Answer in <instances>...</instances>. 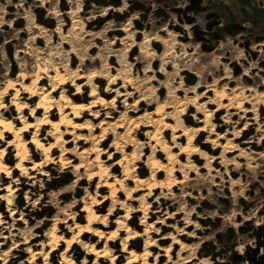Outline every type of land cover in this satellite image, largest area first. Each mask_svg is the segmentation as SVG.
Instances as JSON below:
<instances>
[{"label":"rangeland","instance_id":"obj_1","mask_svg":"<svg viewBox=\"0 0 264 264\" xmlns=\"http://www.w3.org/2000/svg\"><path fill=\"white\" fill-rule=\"evenodd\" d=\"M86 2L87 0H23L22 6L16 7L21 4V0H12V4L7 5V15L4 17L9 23L0 26V81L19 80L26 63L32 62L34 56H43L45 52L55 48L70 52V66L77 70L80 61L72 49L78 36L83 37L80 43L89 41L95 45L90 49V54L94 56L98 54L99 47L107 41H113L112 47L122 50L125 40H128L132 46L127 59L134 63L138 70L142 68V65L137 63L138 58L146 55L142 51L145 41L148 51L154 50L160 55H164L170 46L175 48L177 54L186 53L185 58L191 56L197 60V64L186 65L188 70L180 71V82L187 86H200L199 99L195 104L188 103L186 108L183 107L184 103L195 94L186 93L179 88L176 91V96L180 98L182 120L189 128L199 129L191 143L187 135H178V143L184 147L183 151L179 147L172 149L173 153L178 154L180 165L184 166L183 171H174L173 175L177 180L183 181L184 186L171 187V193L178 198L175 201L165 197L159 187L154 189L149 198V203L152 204L149 224L167 214L164 224L155 223V227L160 229L159 233H149L151 240L156 241L153 246L148 247L146 243L149 241L144 236H137L127 239L124 251L123 244L127 237L125 231H120L118 238L108 245L106 238L95 236L93 233L80 235V240L89 245L94 243L95 248H108V254L99 258L76 242L67 250L66 239L73 237L72 228L75 224L86 223L88 214L81 202L72 209L78 214L75 221L68 218L65 223L64 214L60 213L56 206L60 203V206L64 207L73 199L71 193L63 191L74 180L70 172L58 175L49 165L45 170L52 173L53 179L49 181L47 177L37 176L38 180L44 181L43 188H40L39 184L33 185L32 181L25 177H20L18 169L13 171L12 180L19 177V185L13 184L7 176L0 174L1 196L7 195L10 184L16 189L11 205L6 200H0V221H3L0 223V254L11 249L6 258L7 264H45V256L47 264H65L64 255L71 259V264H84V261L87 264H113L112 259L114 264H125L130 250L140 254L148 247V264H180L181 258L186 264H201V261L207 258L211 259V264L229 263L228 255L233 248L242 253L247 244L254 242L251 234L240 231V226H246L247 222L258 225L263 219L260 211L264 205V0H122L119 7ZM5 4L6 0H0V5ZM136 5L144 7L137 8ZM111 9L115 13L127 11L129 16L125 19L111 17L101 26H96L94 20L106 16ZM40 15L44 21L53 19L54 25L50 27L40 22ZM136 21L142 24V29H138ZM157 37L159 39H156ZM213 60H218V64H211ZM36 63H39L38 59ZM109 63L113 66L112 74L117 75V57H111ZM160 64L161 61L157 60L152 67L158 69ZM205 64L211 69V74L205 73L206 83L201 84L200 72H193L191 69H199L200 65ZM173 67L169 64L168 71L171 72ZM48 75L53 76L55 73ZM156 76L159 81L165 80L159 72H156ZM77 82L83 83L82 80ZM28 83H31L30 79ZM97 83L103 85L105 81L98 80ZM120 83L123 84L122 81ZM155 83L156 81H153V84ZM40 85L47 86L48 80L42 79ZM124 90L121 87V91ZM127 90L132 91L131 88ZM166 91L165 87H160L159 96L164 98ZM14 93V90L9 91L5 103H10ZM22 95L27 97V93ZM83 99L86 100L87 97ZM80 100L81 97L78 101ZM132 102L129 100V103ZM28 103H36V98L28 100ZM199 105H203L208 113L212 114L211 120L215 128L211 132L205 123L209 117L200 110ZM155 107L153 105L148 111H154ZM140 108H145L143 101H140ZM10 111L9 117L18 115L14 105ZM24 115H29L27 110ZM37 115H41V112ZM131 115H143V112H133ZM52 119H57L56 115ZM167 123L175 124V121L170 119ZM17 124H20L19 120ZM146 131H141V140H144ZM236 132L240 135H235ZM163 135L171 140L170 131H165ZM9 138L13 136H6L8 141ZM25 139H29V134ZM110 140L111 137L103 144L106 150L110 147ZM81 144L87 148L83 141ZM4 147H7L5 163L14 167L17 163L14 149L0 142V148ZM32 147L30 145V148ZM68 147L71 148L72 145L69 144ZM192 148L199 151H191ZM128 151L132 149L129 148ZM148 151L145 149V155ZM57 154L56 150H53V155ZM33 157L36 161L40 159L35 151ZM157 157L164 163L168 162L163 150L157 153ZM102 158L108 159L107 156ZM120 159L117 154L109 162ZM74 162L79 163L78 160ZM120 171L117 163L113 172L119 174ZM31 175L35 176L36 173L32 172ZM139 175L141 179L149 176L145 164L139 165ZM68 179L70 181L65 183ZM156 179L163 182L166 173L159 171ZM96 182L92 181L93 190ZM128 183L131 185L132 181ZM84 186L86 181L81 180L80 188L75 193L77 199L83 197ZM242 186L245 191L244 195L240 196L238 193ZM100 192L102 195L107 194L108 189L102 187ZM55 193L60 195L55 197ZM135 195L140 196L142 193L137 192ZM28 196L32 201L38 196L42 199L34 208L29 203ZM21 197L23 203L20 201ZM120 198L124 199L123 193H120ZM158 198L159 203H156ZM109 203L105 201L94 210L101 215H107ZM185 204L187 209H194L190 217L186 215L187 209L181 210ZM50 212H53L51 217ZM233 212L236 213L234 217ZM123 214L117 209L109 217L111 222L104 228L106 233L117 229L115 221ZM142 215L140 212L134 213L128 221V225L139 233L145 232V228L139 223V217ZM189 219L192 223H188ZM195 224L201 225V228L196 229ZM94 228L96 229L97 225ZM53 231H56L58 236L65 237L55 246L51 236L47 235ZM192 233L195 235H190ZM207 242L213 243L214 248L207 246L201 250ZM13 244L16 246L13 247ZM185 245L193 246L191 256L185 250ZM196 245H199L198 249ZM29 247L32 253L36 254L35 258L27 251ZM207 251H220L221 255L214 260L211 255H204ZM144 263L139 257L133 264ZM0 264H5L3 259H0Z\"/></svg>","mask_w":264,"mask_h":264},{"label":"clouds","instance_id":"obj_2","mask_svg":"<svg viewBox=\"0 0 264 264\" xmlns=\"http://www.w3.org/2000/svg\"><path fill=\"white\" fill-rule=\"evenodd\" d=\"M70 2H76V0H70ZM11 4L12 0H6L5 5H0V26L9 23L4 17L7 15V5ZM22 4L23 0L16 7H21ZM125 7H127V3H125ZM81 41H83V37L78 36L72 49L80 61L77 70H73L70 66L71 53L62 48H55L45 52L43 56H34L32 62L26 63L19 80L15 82L0 81V142L13 147L18 161L14 167L6 164L7 147L0 148V174L7 176L13 184L19 185L21 183L19 177L12 180L13 171L18 169L20 177L32 181L33 185L39 184L40 188L45 185L43 180L37 179V176L47 177L49 181L53 179L52 173L45 170L49 165L58 175H63L66 172L73 175L72 183L63 189L64 192L71 193L73 199L64 207H61L60 203H57L56 206L59 212L64 214L63 222L65 223L68 218L75 221L78 214L72 209L81 202L85 205L88 216L86 217V226L75 224V227L72 228V240L67 241L69 245L75 241L91 251V246L79 239L80 233L89 232L106 239H116L120 231L127 233L125 243L127 239L137 236H144L150 243H156L151 240L149 233H159L160 229L155 227V223L164 224L167 214H163L162 218L155 223L149 224L152 212L149 198L153 195L154 189L159 187L165 197L174 201L178 199L170 189L173 185L184 186V182L177 180L173 175L174 171H183L184 166L180 165L178 154L173 153L172 149L179 147L182 151L184 150V147L178 143V135L190 134L189 139H191L199 132V129L189 128L182 120L180 98L176 96L178 88L186 93L195 94L193 98L186 100L184 108L188 106V103L195 104L199 99L198 87L200 85L187 86L180 82L179 77L181 70H188L186 65H196L197 60L191 56L186 59V53L183 52L177 54L172 46L164 55L157 54L154 50L148 51L147 41H145L142 51L146 55L138 58L137 63L142 65V68L138 70L135 68V64L127 59L128 51L132 46L128 40H125V47L122 50L113 48V41H107L102 47H99L98 54L95 56L90 54L91 47L95 45L89 41L80 43ZM49 44H51L50 38ZM113 56L117 57L119 64L115 76L112 74L113 66L109 63ZM37 59L39 63H36ZM157 60L161 61L158 69L152 67ZM86 61H90V63H86ZM210 63L218 64V60H213ZM169 64L174 66L171 72L168 71ZM191 70L200 72L201 84L206 83L205 73L211 74V69L206 64L200 65L199 69L192 68ZM150 72L152 75H149ZM156 72L163 75L165 80L159 81ZM48 73H55V75L49 76ZM25 79H30L31 83L25 84ZM39 79H47L48 85H40ZM81 80L83 83L77 82ZM98 80H103L105 83L101 85L97 83ZM121 81L123 84L120 83ZM153 81L156 83L153 84ZM121 87L125 89L123 92ZM160 87L167 89L164 98L159 96ZM128 88H131L132 91H128ZM214 88L215 86H213ZM9 89H14L15 94L11 97L10 103H5ZM57 91L58 95H53ZM22 93H27V100ZM76 96L81 97L79 102L74 99ZM85 96L86 100L83 99ZM33 97L36 98V103H28V100ZM129 100L133 102L129 103ZM140 101H143L144 109L140 108ZM13 105L18 115L9 119L5 113ZM153 105L156 106L155 110L148 111ZM231 106L229 105V107ZM199 107L209 117L205 123L208 125V131L211 132L215 128L211 120L212 114L208 113L203 105H199ZM169 108L173 110L168 111ZM25 110L32 118L31 122L29 116L24 115ZM37 111H40L41 115L37 116ZM54 112L57 117L55 120L52 119ZM133 112H143V115L133 116L131 115ZM170 119L174 120L175 124L167 123ZM15 120L20 121L19 127L14 122ZM145 129L147 130L145 138L141 140V131ZM165 131L171 132L170 141L164 137ZM5 133H10L14 139L8 141ZM24 133L29 134V139L24 138ZM235 135L239 136L240 133L236 132ZM109 137H111L110 147L106 150L103 144L109 140ZM81 141L87 145V148L83 147ZM69 144L72 145L71 148L68 147ZM28 145L33 147L29 148ZM129 148L132 151H128ZM145 149L149 150L147 155H145ZM53 150H56L58 154L53 155ZM161 150L168 160L167 163L160 161L157 157V153ZM33 151L39 156V163L34 159ZM191 151L199 150L192 148ZM117 154L121 159L110 163L109 161ZM200 154L203 155V152ZM105 156L108 159L102 158ZM74 160H78L79 163H75ZM26 163L31 167L25 166ZM117 163L121 169L119 174L113 172ZM140 164H145L148 168L149 176L147 178L141 179ZM161 170L166 173V179L163 182L156 179L157 173ZM32 172H35L36 175H31ZM81 180L86 181V186L82 189L83 197L77 199L75 193L80 188ZM93 180L97 181L94 190ZM128 181H132V184L129 185ZM102 187L108 189L107 194H101ZM14 191L16 189H13L10 184L7 195L0 196V200H6L11 205ZM244 191L245 188L242 186L238 195L243 196ZM137 192L142 195L136 196ZM120 193L124 195L123 200L120 198ZM59 195L60 193L54 194L55 197ZM40 199L42 197L38 196L35 201H32L28 196V201L34 208L40 203ZM105 201L110 202L107 215H97L94 208L102 205ZM155 202L159 203V198ZM117 209L124 214L117 217L115 221L118 225L116 231L102 233L92 227L94 223H101L107 227L111 222L109 217ZM185 209H187L186 204L181 210ZM193 211L194 209H187L186 215L190 217ZM137 212L143 214L139 217V223L145 228L144 233L136 232L128 225L132 215ZM235 215L236 213L233 212L232 216ZM2 222L0 221V223ZM188 223H192L190 219ZM195 228L200 229L201 225L195 224ZM47 235L51 236V233H47ZM190 235H195V233ZM64 239L63 235L54 236L52 238L53 246ZM15 246L13 244V247ZM195 247L198 249L199 245ZM184 248L191 256L193 246L185 245ZM10 251L11 249L0 254V259H3L5 264H7L6 258ZM27 251L32 253L30 247ZM32 255L34 258L36 254L32 253ZM145 255L150 254L146 253ZM45 264H47V256H45ZM84 264L87 262L84 261ZM180 264H186V261L181 258ZM201 264H211V259L207 258L201 261Z\"/></svg>","mask_w":264,"mask_h":264},{"label":"trees","instance_id":"obj_3","mask_svg":"<svg viewBox=\"0 0 264 264\" xmlns=\"http://www.w3.org/2000/svg\"><path fill=\"white\" fill-rule=\"evenodd\" d=\"M95 3L97 5L100 6H113V7H119L122 5V0H87V3ZM137 8H142L143 9V5H136ZM199 9H201L202 7H197ZM114 15V17H113ZM128 12L125 11L123 13L120 12H113V10L111 9L108 14L106 16L103 17H98L94 20V23L96 24V26H101L106 20L112 18H116V19H125L127 18ZM42 15H40L38 17L39 21L49 25L50 27H52L54 25V20L50 19L48 21H44L42 19ZM136 24L138 25V29H142L143 26L140 22L136 21ZM145 175V173H144ZM72 177V175H71ZM70 177V179H71ZM70 179L65 180V183L70 181ZM21 203L24 202V200H22V197L20 198ZM260 213L263 216L262 222L258 225H256L253 222H247L246 226L242 225L240 226V231L243 233H249L251 234V236L254 239L253 244H247L244 248V251L241 253L238 250H236L235 248H233L230 252V254L228 255V260L229 263L227 264H264V205L260 211ZM53 215V212L49 213V216L51 217ZM232 233H234V229L231 230ZM207 246H210L212 248H214V244L211 242H207L204 243V245L202 246L201 250H203L204 248H206ZM205 256H210L216 260L217 256H220L221 253L220 251H215V252H211V251H207L205 254Z\"/></svg>","mask_w":264,"mask_h":264},{"label":"bare ground","instance_id":"obj_4","mask_svg":"<svg viewBox=\"0 0 264 264\" xmlns=\"http://www.w3.org/2000/svg\"><path fill=\"white\" fill-rule=\"evenodd\" d=\"M42 79H39V81H38V83L40 84V81H41ZM12 82H15V81H12ZM24 83L25 84H30V83H28V79H25L24 80ZM17 87H19V85H17ZM11 90H14V89H9V91H11ZM14 92H15V90H14ZM58 93V91L57 92H54L53 93V95H56ZM15 94V93H14ZM23 94V93H22ZM24 96V95H23ZM7 97V96H6ZM5 97V98H6ZM24 98L25 99H27V97H25L24 96ZM35 97H33L31 100H29V101H32L33 99H34ZM74 99L75 100H77L78 101V99H80V97H74ZM79 102V101H78ZM26 111V110H25ZM38 113H40V111H37V113H36V115L38 114ZM11 114V111H10V109H9V111L8 112H6L5 113V115L9 118V119H12L11 117H9V115ZM54 115H55V113H53V117H54ZM27 116H29V115H27ZM38 116V115H37ZM52 117V118H53ZM31 117L29 116V121L31 122L32 120L30 119ZM53 120H55V119H53ZM17 121L18 120H15L14 122L16 123V125L19 127L20 126V124L18 125L17 124ZM10 133H5V136H9L10 137ZM28 135V133H24V138L26 137ZM188 136V141L191 143L193 140H194V136H192L191 137V139H189V135L190 134H185V136ZM14 139V137L13 138H9V141H11V140H13ZM28 147L30 148V145H28ZM18 162V161H17ZM37 163H39V161H37ZM25 166H28L27 164H25ZM28 167H31V166H28ZM0 189H2V187H0ZM1 196V195H0ZM95 212H96V210H94ZM96 214L97 215H101L100 213H98V212H96ZM87 216H88V214H87ZM87 225V222L86 223H83V224H81V226H86ZM96 225H97V228L96 229H98L100 232H102V233H106V231L104 230V228H105V225L104 224H101V223H94L93 225H92V227L94 228V227H96ZM109 226V225H108ZM114 231H116V230H114ZM113 232V231H112ZM86 233H89V232H83V233H80L79 234V236L80 235H83V234H86ZM109 233V232H108ZM111 233V232H110ZM93 235H95V236H98V235H96V234H94L93 233ZM54 236H58V234L56 233V231H53L52 232V234H51V238H53ZM99 237H101V238H104V237H102V236H99ZM69 240H72V238H67L66 239V242L67 241H69ZM111 241H114V239H107V241H106V245H108V244H110L111 243ZM75 241H73L72 243H71V245L74 243ZM146 244H148V247L149 246H153L154 245V243H150V242H148V243H146ZM71 245H69L68 243H67V250L69 249V247L71 246ZM90 246H91V253H93V254H96L97 255V257H104L106 254H108V248L105 246V249H100V248H95V244L94 243H91L90 244ZM146 246V245H145ZM126 247H127V243H124L123 244V250L124 251H126ZM148 247H146V250L145 251H143V252H141L140 254L139 253H137V252H135L134 250H130V255H129V258H128V260H127V262L125 263V264H133V263H135V262H137V260H138V258L139 257H141L144 261H145V263L144 264H148V261H147V259H148V257H149V255H145L146 253H149L150 254V251L149 250H147V248ZM39 253V252H38ZM35 258V257H34ZM64 263L65 264H71V259H69L67 256H65L64 255ZM112 263L114 264L115 263V261H114V259H112Z\"/></svg>","mask_w":264,"mask_h":264}]
</instances>
